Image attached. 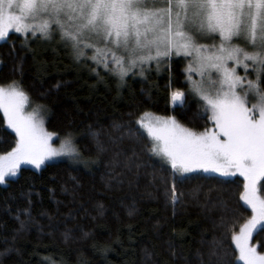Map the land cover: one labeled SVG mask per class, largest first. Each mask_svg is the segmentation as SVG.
<instances>
[{
    "label": "trees",
    "instance_id": "trees-1",
    "mask_svg": "<svg viewBox=\"0 0 264 264\" xmlns=\"http://www.w3.org/2000/svg\"><path fill=\"white\" fill-rule=\"evenodd\" d=\"M9 35L0 43V85L21 82L33 105L48 110L45 130L59 138L72 132L83 158L97 163L21 167L0 185V264H237L231 236L251 218L240 200L243 178L190 174L199 178L176 184L173 204L171 169L153 157L137 125L152 113L196 131L212 126L197 115L195 99L171 105L173 91L189 90L185 62L173 57L158 74L131 72L121 81L65 50L57 55ZM14 144L0 111V155ZM251 245L264 252V233H254Z\"/></svg>",
    "mask_w": 264,
    "mask_h": 264
},
{
    "label": "snow or ice",
    "instance_id": "snow-or-ice-1",
    "mask_svg": "<svg viewBox=\"0 0 264 264\" xmlns=\"http://www.w3.org/2000/svg\"><path fill=\"white\" fill-rule=\"evenodd\" d=\"M12 32L25 38L39 33L46 40L58 35L78 62L92 49L90 58L121 81L138 66L143 75L145 64L168 63L165 58L173 54L192 56L187 71L201 80L192 81L188 92L173 91L171 100L184 107L198 97L197 115L211 120L213 128L196 131L175 116L150 113L137 123L152 139L151 154L171 168L173 204L179 199L175 185L199 178L190 174L243 178L240 200L251 218L231 240L237 264H264V252L250 245L254 233H264V0H0V41L11 39ZM0 111L15 133L14 147L0 155V185L16 177L21 165L39 169L57 158L88 165L72 132L53 146L59 135L44 128L48 110L33 105L21 82L0 85ZM91 135L99 138L97 132ZM128 135L143 138L139 129L129 128ZM97 150L103 152V145ZM212 255L223 259L215 250Z\"/></svg>",
    "mask_w": 264,
    "mask_h": 264
},
{
    "label": "rangeland",
    "instance_id": "rangeland-1",
    "mask_svg": "<svg viewBox=\"0 0 264 264\" xmlns=\"http://www.w3.org/2000/svg\"><path fill=\"white\" fill-rule=\"evenodd\" d=\"M13 34H17V33H14V32H12ZM9 34H11V33H9ZM17 35H20V34H17ZM21 37H23L25 40H26V42L27 43H35V45H37V46H40V47H43V48H50L52 51H54L57 55H58V51H66L69 55H70V57L74 60V61H77L75 58H74V55H73V52H72V50H71V48L70 47H67V46H65L64 45V43H62L61 41H60V39H59V36L58 35H56V36H54V38L53 39H49V40H46V39H42V38H39V36H40V34L39 33H37V38H34V37H32V34L31 33H28V35H27V38H25L24 36H22V35H20ZM217 39H218V37H217ZM2 41H0V43H1ZM87 53H88V55L87 56H85V57H81V59H80V61L79 62H84V63H88V64H90V63H92V64H94L95 62L90 58V56L93 54V50L92 49H88L87 50ZM173 57H175V58H181L184 62H185V72H186V78H187V82H188V84H189V88L192 86V84H191V82L192 81H194V82H199L200 80H201V76L196 72V71H192L191 73H189L188 71H187V69H188V67H189V62L190 61H192V59H193V57L192 56H184V55H180V56H176L175 54H173L170 58H165V59H167L168 61L171 59V58H173ZM107 62L112 66V68H114V65L112 64V57H111V54L109 53L108 54V56H107ZM96 64V63H95ZM163 64H165L163 61L159 64V66H157V64H156V62L155 61H153V62H151L150 64H145V65H143V68L145 69V71H144V73H143V75H141L140 74V67L138 66V67H136V68H133L129 73L131 74V72H133V73H136V75H138L139 77H143L144 78V76H145V73L146 72H148V71H150V72H153V73H156V74H158V73H160V66H162ZM167 64V63H166ZM229 64H230V66H235V65H233L232 64V62H229ZM101 68H104V66H103V64H100L99 65ZM105 69V68H104ZM236 71H237V73L240 75V76H245V71H244V69H243V67H237L236 68ZM249 72H251V68L249 69ZM128 73V74H129ZM217 74L216 73H213V76L215 77ZM191 77V81H189L188 80V77ZM249 78H253V77H249ZM245 83H246V81H245ZM199 98L197 97L195 100L197 101ZM201 103H202V101H201ZM1 113L3 114V112L1 111ZM153 117H162V116H157V115H155V114H152V113H150ZM144 116V114L141 116V117H143ZM141 117L139 118V120L141 119ZM211 121V120H210ZM147 122V121H146ZM211 124H212V126L209 128V130H211L212 128H213V122L211 121ZM5 125H6V122H5ZM137 125H138V127L140 128V126H139V124L137 123ZM6 127H7V125H6ZM8 129V128H7ZM146 135H147V137L150 139V142H151V144H152V139H151V137H149L148 136V134H147V131L145 130V129H143V128H140ZM8 130H10L11 131V129H8ZM12 132V131H11ZM13 133V132H12ZM15 134V133H14ZM53 146L54 147H59V143H60V138H58L57 136H53ZM6 154V153H5ZM156 160H158L159 161V159L157 158V157H155V156H153ZM83 160L84 161H88L89 163H88V165L87 166H85V163H83V162H79V163H73V162H71V161H69V160H67V159H61V158H57V159H54V160H52V161H46V163L45 164H47V163H51V162H59V161H64V162H66V163H68V164H70V165H72V166H76V167H82V168H85V169H91L92 167H94L95 165H96V163H92V164H90L91 163V161H89V160H87V159H85V158H83ZM44 164V165H45ZM44 165H42V166H44ZM41 166V167H42ZM167 167H169L170 168V166H168V165H166ZM21 167H29V168H31V169H34V170H39V169H37V168H35V167H33L32 165H21ZM171 169V168H170ZM195 174V173H194ZM198 174H204V173H198ZM206 175V174H205ZM213 175H216V174H213ZM218 176V175H217ZM10 178H14V177H10ZM229 178H241L239 175H236V176H232V177H229ZM243 202V201H242ZM246 206V205H245ZM247 207V206H246ZM251 210V209H250ZM238 234V233H237ZM250 245H251V241H250ZM234 246H235V244H234ZM252 246V245H251ZM237 252H238V250H237ZM238 256H239V252H238ZM238 256H237V261H238ZM240 264H242V262H240Z\"/></svg>",
    "mask_w": 264,
    "mask_h": 264
},
{
    "label": "water",
    "instance_id": "water-1",
    "mask_svg": "<svg viewBox=\"0 0 264 264\" xmlns=\"http://www.w3.org/2000/svg\"><path fill=\"white\" fill-rule=\"evenodd\" d=\"M171 105H172V107H174V108L179 107V106H177V105H174L173 102H172V100H171Z\"/></svg>",
    "mask_w": 264,
    "mask_h": 264
}]
</instances>
